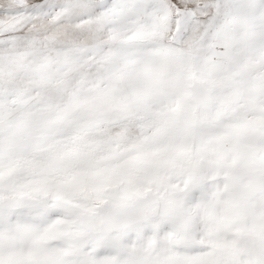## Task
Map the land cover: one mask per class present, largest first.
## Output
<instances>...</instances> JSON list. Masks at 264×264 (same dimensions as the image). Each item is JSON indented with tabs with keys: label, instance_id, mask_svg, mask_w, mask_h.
Listing matches in <instances>:
<instances>
[{
	"label": "snow or ice",
	"instance_id": "6c2138e0",
	"mask_svg": "<svg viewBox=\"0 0 264 264\" xmlns=\"http://www.w3.org/2000/svg\"><path fill=\"white\" fill-rule=\"evenodd\" d=\"M0 264H264V0H0Z\"/></svg>",
	"mask_w": 264,
	"mask_h": 264
}]
</instances>
